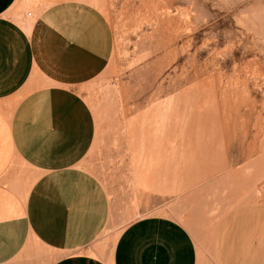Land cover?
I'll use <instances>...</instances> for the list:
<instances>
[{"label": "crops", "instance_id": "crops-1", "mask_svg": "<svg viewBox=\"0 0 264 264\" xmlns=\"http://www.w3.org/2000/svg\"><path fill=\"white\" fill-rule=\"evenodd\" d=\"M114 51L92 0H0V264H264V191L239 178L205 213L145 215L108 237L84 88Z\"/></svg>", "mask_w": 264, "mask_h": 264}, {"label": "rangeland", "instance_id": "rangeland-1", "mask_svg": "<svg viewBox=\"0 0 264 264\" xmlns=\"http://www.w3.org/2000/svg\"><path fill=\"white\" fill-rule=\"evenodd\" d=\"M92 1L115 34L84 88L108 237L145 215L205 213L238 178L263 192L264 0Z\"/></svg>", "mask_w": 264, "mask_h": 264}, {"label": "bare ground", "instance_id": "bare-ground-1", "mask_svg": "<svg viewBox=\"0 0 264 264\" xmlns=\"http://www.w3.org/2000/svg\"><path fill=\"white\" fill-rule=\"evenodd\" d=\"M36 244V243H35Z\"/></svg>", "mask_w": 264, "mask_h": 264}]
</instances>
